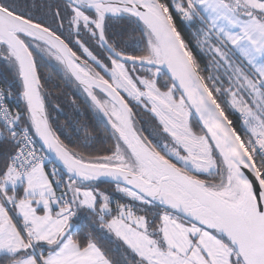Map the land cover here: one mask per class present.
I'll list each match as a JSON object with an SVG mask.
<instances>
[{"label":"snow or ice","instance_id":"snow-or-ice-1","mask_svg":"<svg viewBox=\"0 0 264 264\" xmlns=\"http://www.w3.org/2000/svg\"><path fill=\"white\" fill-rule=\"evenodd\" d=\"M0 264H264V0H0Z\"/></svg>","mask_w":264,"mask_h":264},{"label":"trees","instance_id":"trees-1","mask_svg":"<svg viewBox=\"0 0 264 264\" xmlns=\"http://www.w3.org/2000/svg\"><path fill=\"white\" fill-rule=\"evenodd\" d=\"M116 28H119V25H116ZM186 31V30H185ZM187 38V36H186ZM198 58L201 59L203 63V58L199 56V53H196ZM52 64L55 65L52 61ZM40 75L42 78L50 76V79L46 82V87L48 91L51 92V98L48 99V108L50 115L52 116V122L54 127H58L66 122L68 118L79 120L82 124H88L90 128H93L96 133V140L93 145L94 150H102L109 147L110 142L108 138L103 134L102 128L94 119L93 113L88 109L85 104L84 97L80 92L75 89L72 85L67 84L62 78V73L57 75L54 71L50 73L49 68L45 66L40 67ZM73 99L76 101V106L79 107L80 113H77L73 106ZM58 103L62 110H57L53 107L54 104ZM143 120H148L149 116L142 115L140 117ZM232 119L236 120V117L233 116ZM237 127L239 125L237 124ZM62 139H65V142L75 143V134L72 138L66 139V133H60ZM106 184H101V188H107Z\"/></svg>","mask_w":264,"mask_h":264},{"label":"rangeland","instance_id":"rangeland-1","mask_svg":"<svg viewBox=\"0 0 264 264\" xmlns=\"http://www.w3.org/2000/svg\"><path fill=\"white\" fill-rule=\"evenodd\" d=\"M54 63H56L55 61H53Z\"/></svg>","mask_w":264,"mask_h":264}]
</instances>
